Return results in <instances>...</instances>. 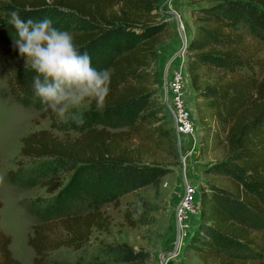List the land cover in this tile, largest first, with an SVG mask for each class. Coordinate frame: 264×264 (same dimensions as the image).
I'll return each instance as SVG.
<instances>
[{
	"label": "trees",
	"instance_id": "obj_1",
	"mask_svg": "<svg viewBox=\"0 0 264 264\" xmlns=\"http://www.w3.org/2000/svg\"><path fill=\"white\" fill-rule=\"evenodd\" d=\"M212 1L217 3L211 10L213 13L195 21L199 24L197 38L190 41L188 50L198 55L189 58L188 72L194 91L209 101L206 107L213 112L209 119L201 116V123L213 120L225 127L232 162L220 167L237 182V187L236 193L228 194L224 201L213 200L203 193L200 225L193 232L187 250L194 246L195 257L203 264L248 263L242 258L238 262L234 258L237 254L228 253L230 249L257 253L260 259L252 264H264V234L253 232L264 229V67L258 79L254 68L260 64L242 58L238 47L240 36L233 32L234 25H239L264 38V0ZM159 2L0 0L2 42L13 41L16 36L9 21L11 13L19 10L24 19L50 17L55 27L69 31L81 52L90 54L93 67L98 70L119 47L134 44L114 57L110 66L111 91L106 111L98 112L95 102L90 101L82 127L74 122L60 123L51 109L45 110L34 95L32 78L36 73L30 65L3 66L13 97L24 107L40 109L39 117L49 119L51 129L66 134L65 138H59L52 130H40L24 137L19 168L8 173L14 186L29 188L39 184L50 195L25 205L41 219L55 218L36 224L33 235L28 237L27 243L36 254L33 264H47L48 254L61 248L82 250L94 230L109 231L111 216L99 208L88 210L95 198L119 199L148 186L159 189L167 170L150 162L146 157L149 150L132 146L140 128L148 126L150 139H145L152 141L160 152L170 149L175 158L173 136L152 99L157 80L156 50L162 41V28L155 25ZM18 57L21 56L14 47H1V61ZM206 58L218 59L235 75L238 66L249 72L203 91L201 63ZM122 127L128 130L112 131ZM208 127L211 134L213 129ZM71 131L78 132L79 137L71 138ZM25 160L33 163L32 168L24 169ZM72 203H76L75 207L69 208ZM124 219L129 227H136L130 210L125 212ZM10 245L11 238L0 228V264H21L13 257ZM99 251L107 261L121 264H145L149 258L148 253L127 244L106 246Z\"/></svg>",
	"mask_w": 264,
	"mask_h": 264
},
{
	"label": "rangeland",
	"instance_id": "obj_2",
	"mask_svg": "<svg viewBox=\"0 0 264 264\" xmlns=\"http://www.w3.org/2000/svg\"><path fill=\"white\" fill-rule=\"evenodd\" d=\"M216 4L212 0H160L158 10L155 11L157 16L155 25L159 24L162 28L160 33L162 41L173 39L176 33L183 44L176 20L167 12L171 10L178 11L184 26V29H181L180 32L185 34L189 46L190 41L197 38L199 24L195 21L211 15L213 13L211 10ZM234 26V34L240 36L238 47L242 58L245 60L250 59L252 64H260V67L255 66L254 68L259 79L263 74L261 67H264V38L242 29L239 25ZM133 45L129 43L125 47H119L115 54L106 58V63L99 70L108 69L112 73L110 66L114 57L131 49ZM2 46L14 47L13 41L2 42L0 40V51ZM196 55H198L197 52L190 53L187 47L186 52L173 61L174 65L169 70L170 77L181 66L188 73L185 87L188 107L195 116L197 125L195 138L185 136L182 138L181 146H179L173 136L171 119L163 104L166 87L170 83L167 84L166 81L165 86L163 74L166 70L164 67L159 69L155 59L154 70L157 74V80L152 89L155 93L152 99L158 111L161 112L159 116L163 118L173 136L175 158H173L170 149L168 151L167 148L166 151L160 152L152 145V141L145 139H150L147 135L148 126L136 131L138 133L137 138L132 141L134 148L149 150L146 157L149 158L151 163L166 168L167 174L163 177L159 189L155 190L152 186H148L134 193L123 195L119 199L95 198L92 200L88 210L99 208L111 216L109 231L94 230L91 240L80 251L72 248H61L49 253L46 259L47 264H121L107 261L99 251L106 246L121 244H127L136 251L148 253L149 258L145 264H203L201 260L195 257L197 251L194 246L187 250L190 238L200 222L194 220L193 216L184 221H179L176 215L178 205L183 197V169L185 167V170L188 171V181L194 185L196 191L195 206L199 210L203 193L213 200L224 201L226 196H229L228 194L236 193L237 182L220 167L222 163L232 162L227 148L225 127L209 120L205 121L206 126L202 129L204 124L201 123L203 121L201 116L209 119L213 116V112H210L206 107L209 101L204 99L203 95L197 94L191 84L188 62L189 58ZM5 64L20 68L26 65V60L23 57L8 58V61L5 62L0 60V203L2 204L0 208V228L6 236L11 238L10 250L13 257L21 264H33L36 254L34 249L27 243L28 237L33 235V227L36 224L55 218L46 216L41 219L38 214L30 213L25 205L38 198H49L50 195L47 193L46 188L41 187L39 184L29 188L14 186L9 182L8 173L17 171L19 168L17 162L24 137L40 130H52L59 138H65L66 134L51 129V121L39 117L40 109L24 107L20 101L13 97L9 91L8 77L3 67ZM201 64L203 91H207L217 83L229 81L238 74L249 72V69L238 66L236 68L238 73L236 75L232 74L222 62L214 58H206ZM89 108L90 101L81 105L78 110L84 113ZM137 122L138 120L133 125ZM208 126L213 129L211 134H208ZM125 130H128V127L112 131ZM70 136L71 138H77L79 133L71 131ZM32 166L33 163L25 160L24 169L28 170ZM116 202H118V205H116ZM75 205L76 203L69 204V208H73ZM127 210H130L133 214V221L136 223L135 228L129 227L125 222L124 214ZM64 211H67V208ZM232 219L238 221V218H234L233 215ZM138 222H145V224ZM177 222L180 224L178 250H176ZM192 224L193 230L191 235L188 236L187 229H191ZM253 232L255 235H261L264 234V229H254ZM229 252L237 254L238 257L235 256L234 258L238 262L245 259L248 262L247 264H252L260 259V255L257 253L248 254L244 250L234 251L230 249ZM228 253L227 255H229ZM240 258L243 260L239 261Z\"/></svg>",
	"mask_w": 264,
	"mask_h": 264
},
{
	"label": "clouds",
	"instance_id": "obj_3",
	"mask_svg": "<svg viewBox=\"0 0 264 264\" xmlns=\"http://www.w3.org/2000/svg\"><path fill=\"white\" fill-rule=\"evenodd\" d=\"M9 23L16 32L14 48L36 73L34 95L58 122L84 126V113L78 109L89 101L98 112L106 111L111 72L93 67L90 54L81 52L69 31L55 27L50 17L24 19L19 10L11 13Z\"/></svg>",
	"mask_w": 264,
	"mask_h": 264
},
{
	"label": "built area",
	"instance_id": "obj_4",
	"mask_svg": "<svg viewBox=\"0 0 264 264\" xmlns=\"http://www.w3.org/2000/svg\"><path fill=\"white\" fill-rule=\"evenodd\" d=\"M187 78L188 73L183 69V66L175 70L170 85L166 87L163 100L165 111L171 119L173 136L177 140V143H179V146H181L182 138L185 136L195 138L197 130L195 116L187 103L185 87ZM204 128L202 126V129ZM187 173L188 171L184 167L183 197L177 208V219L184 221L193 216L194 220L200 222L201 206L200 210L195 206L196 191L194 185L189 183ZM191 227V229H187L188 236L192 233L193 224Z\"/></svg>",
	"mask_w": 264,
	"mask_h": 264
},
{
	"label": "crops",
	"instance_id": "obj_5",
	"mask_svg": "<svg viewBox=\"0 0 264 264\" xmlns=\"http://www.w3.org/2000/svg\"><path fill=\"white\" fill-rule=\"evenodd\" d=\"M174 11H176V10H174ZM176 12H178V11H176ZM181 26H182L181 29L183 30L184 26L183 25H181ZM179 36H180V39L182 40V36H181V32L180 31H179ZM182 45L183 44L181 43V41L179 40L177 34L175 33V36H174L173 39H171V40H167L166 39L165 41H161V43L157 47V50H156L157 66H158L159 69L164 67L165 70H166L165 74H163V82H164L165 86H166V81H167V84H168V83L171 82V79H172L171 78L172 76L170 77V71L169 70H171V68L173 67L174 62H172L171 65L169 66L170 60L181 49ZM196 258H198V257H196Z\"/></svg>",
	"mask_w": 264,
	"mask_h": 264
},
{
	"label": "water",
	"instance_id": "obj_6",
	"mask_svg": "<svg viewBox=\"0 0 264 264\" xmlns=\"http://www.w3.org/2000/svg\"><path fill=\"white\" fill-rule=\"evenodd\" d=\"M169 15L173 16L176 20V24H177V28H181V16L179 15L178 12L174 11V10H171L169 12H167ZM182 36V41H183V45L181 47V49L175 54V56L170 60V63H169V66L171 65V63L176 59L178 58L179 56L183 55L186 50H187V47H188V42L186 40V37L185 35L181 34ZM179 245H180V224L179 222H177V237H176V250L179 249ZM164 264H169V263H164Z\"/></svg>",
	"mask_w": 264,
	"mask_h": 264
},
{
	"label": "bare ground",
	"instance_id": "obj_7",
	"mask_svg": "<svg viewBox=\"0 0 264 264\" xmlns=\"http://www.w3.org/2000/svg\"><path fill=\"white\" fill-rule=\"evenodd\" d=\"M182 22V21H181ZM181 25H182V23H181ZM179 28V27H178ZM181 28H182V26H181ZM181 28H179V31L181 30ZM181 34H182V32H181Z\"/></svg>",
	"mask_w": 264,
	"mask_h": 264
}]
</instances>
